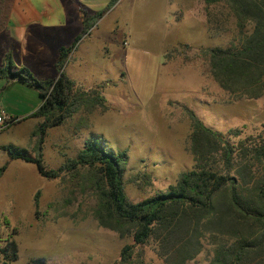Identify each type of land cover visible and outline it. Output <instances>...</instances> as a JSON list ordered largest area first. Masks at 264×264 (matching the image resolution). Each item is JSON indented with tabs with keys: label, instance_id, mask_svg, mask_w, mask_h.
Listing matches in <instances>:
<instances>
[{
	"label": "rangeland",
	"instance_id": "374dc122",
	"mask_svg": "<svg viewBox=\"0 0 264 264\" xmlns=\"http://www.w3.org/2000/svg\"><path fill=\"white\" fill-rule=\"evenodd\" d=\"M71 1L70 10L77 12L78 4L90 14L80 2ZM8 2L0 4V22ZM53 2L32 3L37 10H51ZM204 6V0H108L98 10L104 14L96 23V67H75L76 43L66 73L78 80L73 81L82 90L99 92L105 110L81 108L61 125L47 129L41 144L46 168L56 169L74 159L86 139L98 138L109 152H125L123 191L128 202L136 203L165 191L191 168L187 112L230 144L261 130L264 94L256 99L236 98L222 91L207 73L199 50L227 46L234 27L225 11L206 24ZM217 9L210 8L211 12ZM5 48L0 42V54ZM24 65L38 79L39 72L28 60ZM91 71L94 82L88 77L82 81ZM40 101L31 87L18 81L0 82V167L6 166L0 176V238L15 230L17 259L11 264H30L33 259L44 264H120L119 252L131 240L99 227L93 219L95 199L82 179L85 169L44 179L32 164L10 161L1 149L13 145L34 155V131L41 120L28 113ZM229 130L240 134L233 136ZM201 246L186 264L207 263L212 247L206 237ZM140 264L164 263L149 245Z\"/></svg>",
	"mask_w": 264,
	"mask_h": 264
},
{
	"label": "trees",
	"instance_id": "16d2710c",
	"mask_svg": "<svg viewBox=\"0 0 264 264\" xmlns=\"http://www.w3.org/2000/svg\"><path fill=\"white\" fill-rule=\"evenodd\" d=\"M204 4L206 24L225 11L234 27L227 46L199 50L209 77L236 98H259L264 94V0H204ZM75 7L81 30L68 47L58 50L55 78L36 79L24 67L15 69L8 55L3 58L0 82L18 81L35 89L41 99L29 114L41 120L34 131V155L13 145L2 146L8 160L32 164L44 179L85 169L82 179L95 199L93 219L99 227L131 240L119 252L120 264H140L143 249L149 245L164 264H186L200 252L205 237L212 247L206 264H264V123L258 133L230 144L187 112L191 168L181 172L165 191L136 203L128 202L123 191L125 152H109L98 138L86 139L75 158L58 168L45 167L41 144L47 129L61 125L81 108L85 112L105 110L99 92L82 90L64 73L66 58L77 41L104 14H87L78 4ZM211 7L219 9L211 12ZM228 134L238 136L240 131L229 130ZM5 167H0V176ZM36 198L37 194L32 200L34 209ZM14 236L11 228L0 238V264L16 261ZM30 264L44 261L33 259Z\"/></svg>",
	"mask_w": 264,
	"mask_h": 264
},
{
	"label": "crops",
	"instance_id": "0c3cea01",
	"mask_svg": "<svg viewBox=\"0 0 264 264\" xmlns=\"http://www.w3.org/2000/svg\"><path fill=\"white\" fill-rule=\"evenodd\" d=\"M34 1L36 0H9L3 21L0 22V42L6 44V48L0 54V62L2 64L3 58L8 55L12 65L17 69L25 68L24 62L28 60L32 68L39 72L38 79H52L56 74L54 64L58 50L65 48L64 45L68 47L80 33L81 20L75 9H69L71 0H56L57 4L50 0L54 4V9L51 10H37L32 3ZM77 1L90 14L106 7L108 3V0ZM96 23L77 41L74 50L76 60L78 59L75 66L77 68L96 67ZM73 54L68 55L64 63V73L71 80L75 78L68 73L69 71L66 73V69L72 65L70 61L73 59ZM23 58H26L25 61L22 60ZM87 77L88 81L94 82L93 71L91 74L86 72V76L81 80L87 81ZM25 116L27 115L22 117Z\"/></svg>",
	"mask_w": 264,
	"mask_h": 264
},
{
	"label": "built area",
	"instance_id": "2783aa9c",
	"mask_svg": "<svg viewBox=\"0 0 264 264\" xmlns=\"http://www.w3.org/2000/svg\"><path fill=\"white\" fill-rule=\"evenodd\" d=\"M1 119V118H0Z\"/></svg>",
	"mask_w": 264,
	"mask_h": 264
}]
</instances>
